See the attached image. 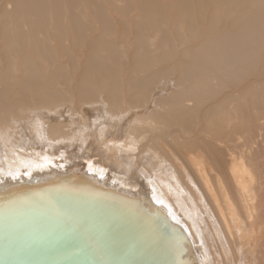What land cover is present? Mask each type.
<instances>
[{
	"label": "bare ground",
	"instance_id": "6f19581e",
	"mask_svg": "<svg viewBox=\"0 0 264 264\" xmlns=\"http://www.w3.org/2000/svg\"><path fill=\"white\" fill-rule=\"evenodd\" d=\"M59 175L264 264V0H0V192Z\"/></svg>",
	"mask_w": 264,
	"mask_h": 264
},
{
	"label": "water",
	"instance_id": "95a60500",
	"mask_svg": "<svg viewBox=\"0 0 264 264\" xmlns=\"http://www.w3.org/2000/svg\"><path fill=\"white\" fill-rule=\"evenodd\" d=\"M134 196L64 175L0 192V264H177L160 212Z\"/></svg>",
	"mask_w": 264,
	"mask_h": 264
},
{
	"label": "rangeland",
	"instance_id": "374dc122",
	"mask_svg": "<svg viewBox=\"0 0 264 264\" xmlns=\"http://www.w3.org/2000/svg\"><path fill=\"white\" fill-rule=\"evenodd\" d=\"M182 223V222H181ZM261 250H262V248H261ZM264 250V249H263ZM263 250H262V252H263Z\"/></svg>",
	"mask_w": 264,
	"mask_h": 264
}]
</instances>
